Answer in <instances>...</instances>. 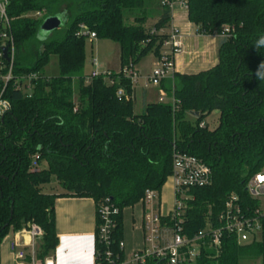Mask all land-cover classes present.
Masks as SVG:
<instances>
[{
  "label": "trees",
  "instance_id": "16d2710c",
  "mask_svg": "<svg viewBox=\"0 0 264 264\" xmlns=\"http://www.w3.org/2000/svg\"><path fill=\"white\" fill-rule=\"evenodd\" d=\"M148 1L160 2L8 0L13 74L39 77L30 97L12 81L5 88L11 107L0 118V244L9 232L34 223L43 232L37 258L42 261L53 252L57 196L40 188L54 176L65 196L92 198L96 206L108 198L118 209L111 250L122 256V211L138 203L146 190L162 189L174 149L202 159L213 175L210 186L188 192V238L205 227L207 218L216 226L231 193L249 215L259 207L245 187L264 169V0H187L188 20L197 30L221 36L218 62L196 74L174 73L161 81L162 91L176 98V110L154 101L134 113L131 101L116 96L118 87L130 92V81L120 69L149 53L158 58L171 18L162 6L159 19L146 28ZM64 10L72 13L64 30L40 39L42 19L36 13ZM81 24L96 38L118 43L121 68L111 71L113 84L102 75L86 81L88 36L77 33ZM225 26L231 30L223 36ZM51 55L57 57L58 74L46 76L40 71ZM213 110L220 113L218 125L213 130L200 126ZM42 161L44 168L39 167ZM261 225L257 241L238 244L234 235L225 234L219 253L202 249L194 264H264V216ZM95 249L102 248L95 243ZM145 264L161 262L149 259Z\"/></svg>",
  "mask_w": 264,
  "mask_h": 264
},
{
  "label": "built area",
  "instance_id": "2783aa9c",
  "mask_svg": "<svg viewBox=\"0 0 264 264\" xmlns=\"http://www.w3.org/2000/svg\"><path fill=\"white\" fill-rule=\"evenodd\" d=\"M8 0H0V118L11 107L10 100L4 96L6 85L12 81L14 88L21 90L30 97L34 88V80L37 73H27L15 76L13 64L15 57L13 36L10 33V19L6 8ZM161 6L168 8L170 16L176 6L187 9V0H160ZM42 12H37V17H42ZM223 36L229 34L231 28L225 26ZM156 30L153 28L151 33ZM87 35L88 39L96 38L95 32H88L85 25H80L77 32ZM167 37L163 41L160 56L156 59L147 84L159 86L161 81L173 76L174 58L183 52L182 35L179 28L171 24L167 31ZM7 46V59L3 57L2 47ZM92 71L86 77V81L102 75L105 82L113 84L110 77L111 71L100 68L96 59H91ZM6 69V73L2 70ZM120 71L130 81V92L125 88L118 87L116 96L126 101H133L134 87L139 78L136 65L129 62ZM163 100V97H159ZM172 110L178 108L177 100L171 95ZM200 126H204L201 122ZM171 173L168 180L173 189V206L165 210L160 200V191L146 190L139 200L145 207L143 215L144 247L122 257L114 254L111 250L112 234L116 227L115 216L118 209L106 198L96 206L97 224L95 231V243L102 249H95L92 264H145L146 261H160L161 264H194L195 259L203 250L219 253L222 247V238L225 234L234 235L238 244L257 241L262 229L261 218L264 216V206L258 208L249 215L243 211L239 197L231 193L224 204V208L216 218V226L209 218L206 219L205 227L196 232L191 238L184 233V222L186 220V203L191 200L188 194L190 189L210 186L213 181L211 168L202 159L178 149L172 152ZM245 189L250 197L260 202L264 197V169L262 172L252 176L246 183ZM43 236L42 230L34 223H28L24 228L14 232L10 247V254L14 264H54L51 257L42 261L37 258L36 248ZM124 242H118V251L122 253Z\"/></svg>",
  "mask_w": 264,
  "mask_h": 264
},
{
  "label": "crops",
  "instance_id": "0c3cea01",
  "mask_svg": "<svg viewBox=\"0 0 264 264\" xmlns=\"http://www.w3.org/2000/svg\"><path fill=\"white\" fill-rule=\"evenodd\" d=\"M162 11L163 8L159 1L146 2L144 12L148 14V19H146L145 24L150 19L152 22L149 25L152 26L159 19ZM171 24L179 28L183 42V52L174 58L173 74H196L200 71L210 69L218 62L217 52L221 39L220 35L216 33L205 34L199 32L197 26L188 20L187 9L181 6H176L174 8L173 14L169 20V26ZM149 54L151 58L150 62H148V66L139 67L141 59L145 56L136 63V68L139 71V78L136 83L137 86L135 85L133 90L134 99L132 103L136 100L138 87L142 90L141 96L145 105L149 102H153V99H147L148 90H146V88L152 85L146 82L157 57L153 53ZM99 65L100 68L103 69V65L101 63H99ZM144 65L145 64H143V66ZM120 68L121 65L119 62L116 70H108L117 72ZM153 87L157 91L156 95L159 97L161 94H167L165 91H162L161 85ZM158 96H156V98ZM134 106L135 104L133 105V110ZM211 113L203 119L204 125L207 126L209 130H213L218 125L217 121L212 128L208 127L209 123L205 121V119H207ZM219 114L218 111V120ZM166 187L167 197H169L170 200L172 199L171 203L170 200L167 202L165 201L166 194H163L162 189L160 190V200L165 210H170L172 209L170 208V204L172 207L174 200L170 181L166 184ZM64 193L65 191L45 193L57 196L54 203L57 245L48 257L53 259L54 264H92L95 253V231L97 224L96 203L92 198L65 196ZM144 211L145 207L140 201L132 207L124 208L122 211V239L124 242L122 257L129 256L131 253L139 251L144 247ZM13 237L14 232H9L0 244V264H14L10 254Z\"/></svg>",
  "mask_w": 264,
  "mask_h": 264
},
{
  "label": "rangeland",
  "instance_id": "374dc122",
  "mask_svg": "<svg viewBox=\"0 0 264 264\" xmlns=\"http://www.w3.org/2000/svg\"><path fill=\"white\" fill-rule=\"evenodd\" d=\"M63 10V8H61V11ZM63 12H66V21L65 23H62L60 25V27L56 30H54L51 34L52 35H56L59 32L63 31L64 28L66 27L68 20H69V16L72 15V13L70 11H66L64 10ZM62 12V13H63ZM139 12H137L138 14ZM134 14L136 15V13L134 12ZM47 15L45 13H43L41 19L43 20ZM132 16H129V19H127V23H131L132 22ZM151 20L149 19L146 24L145 27L148 28L149 24H151ZM119 45L118 43L110 40V39H104V38H95L93 40L88 39L86 41V45H85V66L83 69V73H90L92 71V66L90 64L91 59H96L98 63H101L103 65V69L104 70H108V69H113L116 70L120 59H119ZM150 54L146 55L144 58L141 59L139 67H146L148 66V62H150ZM143 64H145L143 66ZM41 74L46 75V76H54L58 74V65H57V57L56 55H51L49 62L42 68V70L40 71ZM137 86V85H136ZM147 91V99H153L152 101H158V102H162V103H167L170 104L171 103V95L170 94H161V96L163 97V100L159 99V96L156 95V90L155 88L152 86H148L146 88ZM142 90L138 87L137 89V93H136V100H134L133 105L134 106V111L135 113H141L143 111V107L145 105V102L141 96ZM156 96H158L156 98ZM205 121H208L209 128H212L216 122L218 121V111H213L208 117L207 119H205ZM40 168H44L46 167V162L42 161L39 164ZM169 182L166 181V183L163 185L162 191L163 194L166 196L165 201H169V197H167V187L166 184ZM41 193H48V192H60L64 190L62 189V187L60 186L59 182L57 181V179L54 176H51L50 180L48 183L44 184L41 186L40 188ZM172 200V199H171ZM170 200V203H171ZM259 204L262 205V207L264 206V197H261ZM173 206V205H172ZM170 208L171 204H170ZM246 264H252V263H246ZM255 264H260V262H256Z\"/></svg>",
  "mask_w": 264,
  "mask_h": 264
},
{
  "label": "water",
  "instance_id": "95a60500",
  "mask_svg": "<svg viewBox=\"0 0 264 264\" xmlns=\"http://www.w3.org/2000/svg\"><path fill=\"white\" fill-rule=\"evenodd\" d=\"M66 12L58 15L46 16L40 24L38 37L44 39L49 36L54 30L58 29L62 23L66 21ZM3 57L7 59V46L2 47ZM194 116H198V112L192 113Z\"/></svg>",
  "mask_w": 264,
  "mask_h": 264
}]
</instances>
